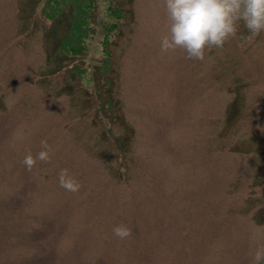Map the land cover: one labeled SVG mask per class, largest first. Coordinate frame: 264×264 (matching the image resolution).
<instances>
[{
  "label": "rangeland",
  "instance_id": "374dc122",
  "mask_svg": "<svg viewBox=\"0 0 264 264\" xmlns=\"http://www.w3.org/2000/svg\"><path fill=\"white\" fill-rule=\"evenodd\" d=\"M112 1L125 12L116 29L108 3L92 0L86 51L58 62L66 19L46 22V0H0V264H253L264 32L249 40L241 22L222 49L189 60L160 51L164 0ZM105 38L109 90L96 68ZM41 140L51 161L28 172ZM64 168L78 192L59 187ZM121 223L126 240L112 231Z\"/></svg>",
  "mask_w": 264,
  "mask_h": 264
},
{
  "label": "clouds",
  "instance_id": "9594fccd",
  "mask_svg": "<svg viewBox=\"0 0 264 264\" xmlns=\"http://www.w3.org/2000/svg\"><path fill=\"white\" fill-rule=\"evenodd\" d=\"M167 34L160 41L161 53L183 51L186 59L203 61L206 51L222 49L237 36L239 25L250 34L252 40L264 32V0H164ZM41 150L33 156L28 152L22 164L31 172L38 162L51 161V148L47 140H41ZM59 187L76 193L81 183L69 172L58 173ZM114 236L126 240L132 229L121 223L112 229ZM253 264H264V245L252 253Z\"/></svg>",
  "mask_w": 264,
  "mask_h": 264
},
{
  "label": "trees",
  "instance_id": "16d2710c",
  "mask_svg": "<svg viewBox=\"0 0 264 264\" xmlns=\"http://www.w3.org/2000/svg\"><path fill=\"white\" fill-rule=\"evenodd\" d=\"M108 3L107 15L114 22H108V29H116L117 22L122 20L125 12L113 4L112 0H104ZM93 3L92 0H46L42 17L46 22H57L61 18L66 19L65 31L58 42V62L64 58L77 60L87 49V43L91 38L93 31ZM109 39L102 41L104 45L101 50V58L96 68L100 72L101 80L108 90L112 86V80L109 78L113 70V56L109 48ZM75 63L73 71L79 75L83 83L90 84L87 79V70L80 69ZM110 92V91H109ZM127 140L122 144L126 145Z\"/></svg>",
  "mask_w": 264,
  "mask_h": 264
}]
</instances>
